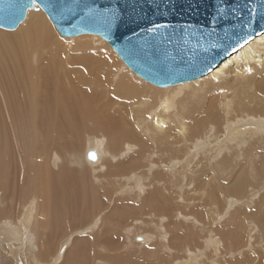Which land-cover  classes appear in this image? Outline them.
<instances>
[{
  "label": "bare ground",
  "instance_id": "obj_1",
  "mask_svg": "<svg viewBox=\"0 0 264 264\" xmlns=\"http://www.w3.org/2000/svg\"><path fill=\"white\" fill-rule=\"evenodd\" d=\"M39 9L33 4L14 29L0 27L1 264H90L92 246L95 256L99 248L106 254V258L94 259V264H137L133 252L143 246L155 248V264H169L167 258L161 259L169 256L166 251L178 254L176 264H196L186 253L191 254L192 247L186 246L185 252L175 242L182 228L188 245L193 231L203 236V243H197L198 253L206 251L211 264H245L242 260L247 262L248 256L258 252L245 244L246 239L251 241L248 237L262 242L259 250L264 264V33L207 75L159 87L134 74L97 35L62 39L93 42L98 38L108 60L101 58L104 52L98 49L69 54V58L61 47L56 48L55 43L63 41ZM46 54L55 57L46 62L50 56ZM112 60L125 83L113 89L141 88L144 94L132 91V101L98 95L102 90L109 92L113 83H104L96 69L108 63L110 68ZM83 69L94 81L83 77ZM86 83L90 89L84 87ZM90 93L98 94L88 97ZM83 120L89 122L88 130L80 124ZM94 130L103 133L101 140L106 142H97L100 138L94 137ZM91 152L94 159L89 157ZM174 153L176 158H186L181 176L173 168ZM79 171H83L82 178L76 175ZM250 171L252 177L246 180L244 175ZM209 174L213 176L210 183L220 184L218 192L209 187L210 213L204 215L208 200L196 191L207 184ZM160 179L169 199L164 203ZM99 180L106 199L109 184L115 186L114 195L110 190L112 204L91 199L89 194L98 191L94 182ZM173 180L175 196L181 198L175 205ZM11 190L15 191L12 196ZM7 202L13 206L7 208ZM97 205L104 228L81 237L80 227L92 221ZM219 215L228 216L222 222L226 230L211 225ZM172 216L179 220L171 229L167 230L169 224L158 223H171ZM97 218L88 227L95 228ZM67 219L70 231H61ZM144 224H156L159 235L150 230L154 236H140L137 230ZM69 232L74 236L64 239ZM111 233L126 239L125 257L119 258ZM228 251L232 255L224 261L222 256Z\"/></svg>",
  "mask_w": 264,
  "mask_h": 264
},
{
  "label": "water",
  "instance_id": "obj_2",
  "mask_svg": "<svg viewBox=\"0 0 264 264\" xmlns=\"http://www.w3.org/2000/svg\"><path fill=\"white\" fill-rule=\"evenodd\" d=\"M33 4L60 36H99L159 87L207 75L264 33V0H0V27H17Z\"/></svg>",
  "mask_w": 264,
  "mask_h": 264
},
{
  "label": "rangeland",
  "instance_id": "obj_3",
  "mask_svg": "<svg viewBox=\"0 0 264 264\" xmlns=\"http://www.w3.org/2000/svg\"><path fill=\"white\" fill-rule=\"evenodd\" d=\"M34 5H36V4H34ZM38 7V6H37ZM30 8V7H29ZM28 8V9H29ZM37 11V10H36ZM39 11H40V9H39ZM42 11V10H41ZM46 15V14H45ZM47 16V15H46ZM49 19V18H48ZM10 30V29H9ZM88 35H91V34H88ZM58 36L62 39H75V37H77V36H74V37H62V36H60L59 34H58ZM96 36V35H95ZM99 37V36H98ZM100 38V37H99ZM61 40V41H63V42H61V43H55V45L57 46L56 48H58V47H61L60 49H62L65 53H66V55H69V54H71V55H73V54H75V53H77V52H80L81 54H85V53H87V52H91V51H93V49H98V50H100V51H102L101 49H99V48H101V45L99 44V40H98V38L96 39L95 38V40L93 41V42H91V41H80V40H70V41H67L66 42V40L64 41V40ZM103 40V39H102ZM104 41V40H103ZM65 42H66V44H65ZM86 42V43H85ZM105 42V41H104ZM79 43V44H78ZM81 43V44H80ZM105 43H107V42H105ZM68 44H70L69 45V47L67 46ZM108 44V43H107ZM61 45H64V46H61ZM66 45V46H65ZM78 45V46H77ZM80 45H82V46H80ZM90 45V46H89ZM109 45V44H108ZM110 46V45H109ZM81 47V48H80ZM111 47V46H110ZM70 48H72V50H70ZM80 49V50H79ZM66 50H67V52H66ZM60 52L58 53V55H60V54H62L63 52L61 51V50H59ZM99 51V52H100ZM114 51V50H113ZM69 52H72V53H69ZM85 52V53H84ZM102 52H104V53H106L105 51H102ZM115 52V51H114ZM102 54V57L101 58H103V59H109V58H107L108 56H107V53L106 54ZM46 55H50L49 57H48V59L46 60V62L47 61H49V59H50V57H55L54 55H51V54H46ZM117 55V54H116ZM69 58H70V55L68 56ZM118 57V56H117ZM119 58V57H118ZM119 60H120V58H119ZM113 61V60H112ZM121 61V60H120ZM113 63H114V65L112 66H110V68H108V64L107 65H102V64H99V67L96 69L97 71H98V76L100 75V76H102V77H104L103 79H104V83H105V81L106 82H108V83H113L112 84V86H109L110 87V91L108 92L107 91V89L106 90H102V92L101 93H90V94H88L87 96L88 97H91V96H93V95H99V96H101L102 98L105 96H108L109 94H113L112 95V98H114L115 100H117V101H119V100H123V98H122V96H124L127 100H130V101H132L133 99H134V97L133 96H131L132 95V91H136V92H138V93H140V94H144V91L141 89V88H136V89H132L131 88V90H129V88L126 86L125 87V89H120L121 91H115L113 88L115 87V86H118V85H122V84H125L121 79H120V76H119V73H118V71H119V69H118V66L116 65V63L113 61ZM124 64V63H123ZM110 65V64H109ZM88 69V68H87ZM66 71H63V74L65 73ZM133 72V71H132ZM100 73H102V74H100ZM134 73V72H133ZM82 74H85L83 77L84 78H86V79H88V73L86 72H84V69H83V71H82ZM135 74V73H134ZM138 76V75H137ZM88 80H91V81H94L93 80V77L91 76V75H89V79ZM84 84V81H83V79L80 81V86H81V89H83V87H82V85ZM91 84H88V83H86V85L84 86L85 88H89L90 89V86ZM211 86H214V84L212 83V84H210ZM86 90V89H85ZM107 92V93H106ZM118 94V95H117ZM113 110H114V108H111V109H109V111H110V113H112L113 112ZM117 114H119L120 115V113L118 112ZM83 122V123H82ZM80 124H82V125H84L83 126V129L85 130L86 128H87V130H88V125H89V122L87 123L85 120H83V121H81L80 122ZM97 128H99V127H97ZM86 130V131H87ZM83 131V130H82ZM96 130H94L93 131V135H94V137L95 136H97L96 138H100L99 140H96L97 142H101L102 141V143H104V141L106 142V140H101V138L102 139H105V137L103 136V133H100V132H98V131H96ZM97 134V135H96ZM100 135V136H99ZM102 135V136H101ZM68 139H70V138H68ZM67 139V140H68ZM255 149H258V150H261L260 148H258V146H256V147H254ZM250 151H254V149H253V147L251 146V148H250ZM258 152H260V151H258ZM175 158H176V154L174 153V155H173ZM185 160H186V158H176V161L177 162H175L174 163V165H173V168L176 170H178L177 172H176V174L177 175H182V173H183V171L186 169V164H185ZM258 161H256L255 162V166H257L259 163H257ZM257 163V164H256ZM174 170V171H175ZM237 171V168L234 170V172H233V174L231 175V176H235V172ZM205 173V172H204ZM211 173V172H210ZM235 173V174H234ZM81 174V177L79 176ZM211 174H213V173H211ZM247 174V175H246ZM76 175H77V177H79V178H82V176H83V171H79V172H76ZM252 175V171H250V172H246L245 173V175H244V178H246V180L247 179H249L250 180V178L252 177L251 176ZM180 176H179V178H180ZM211 177H213V176H211L210 174L208 175V177H206V180H208L207 181V184L204 186V187H201V188H197V193L199 192V193H201L202 195H203V197L205 196V198L208 200V202H207V206H206V208H205V211L203 212V214L204 215H206V212H207V207L208 206H210V203H211V198H209L208 197V194H209V192H208V189H209V187H212L210 190H211V192L213 191V193L215 192V191H217L218 192V189H219V184L220 183H217V182H213V183H210V179H211ZM112 180V182L114 183V185H117V183H115V180H114V177L111 179ZM140 181L142 182V180L140 179ZM160 181V183H161V185H160V194H161V199H160V201L162 202V203H164L166 200L168 201L169 199H168V196L166 195V188H163V182H162V179H160L159 180ZM226 181H228V180H226ZM219 182V181H218ZM99 183V184H98ZM100 183H101V180H99L98 182H94V185L97 187V189H98V191H95L94 193H92V194H89L92 198V200L93 199H96V200H99L100 198H101V200L102 201H100V202H102L103 204H105V206H107L108 204H112V195H111V192H112V194L114 195V193H116V191H114V189H115V186L114 185H112L113 187H111V185L109 184V186L107 187L108 188V196H107V198L108 199H106L103 195V192L102 191H100V188L102 187L101 185H100ZM222 185H226V184H224V182H222L221 183ZM227 184H230L229 182L227 183ZM175 184H174V180H173V185H172V190H174V194L171 196V198H172V202H173V204L175 205V202L178 200L180 203H181V198H178L177 196H175L176 195V190L175 189H177L176 188V186H174ZM190 185H193V183L191 182L190 183ZM18 188H20V187H18ZM16 190V192L13 190H11L10 191V196H12L13 195V193L15 192L16 194H18V192L19 191H17V187L15 188ZM21 189V188H20ZM20 189H18V190H20ZM110 190H111V192H110ZM89 192V191H88ZM102 192V193H101ZM210 192V193H211ZM94 194V195H93ZM98 194V195H97ZM213 195V194H212ZM88 196V194H86V195H83V197L84 198H86V197ZM100 196V197H99ZM118 196V195H117ZM191 199L193 198V196H191L190 197ZM103 199H105V200H103ZM115 199V198H114ZM110 200V201H109ZM238 201L236 198L234 199V201ZM11 202H7L6 204H5V206L8 208V207H10V206H13V204H10ZM230 202H228L227 204H229ZM166 204V203H165ZM231 204V203H230ZM157 206L159 205V202L156 204ZM98 206V205H97ZM246 206V205H245ZM249 208H252L253 207V204L251 203L249 206H248ZM135 207H132V209H134ZM99 206L97 207V209H94V211H96L97 213H99V215H100V213L101 212H98L99 211ZM135 210H136V208L134 209V212H135ZM93 211V215L94 216H92V221H90L89 223H88V225H87V227L89 226V224L91 225L92 223H94L95 222V219L97 218L96 216H98V218H97V220H96V223H97V221H98V224H97V226H94L95 228H91V227H86V226H84L85 228H83V227H80V235H81V237L82 236H85V233L86 234H89V235H91V234H93L96 230H100V231H102L103 230V228H104V223H102V215H97L95 212ZM132 211V210H131ZM173 212H175L174 210H173ZM209 213H210V211L209 212H207V215H209ZM245 213V212H244ZM134 214V213H133ZM143 216H140V218H142ZM221 217V218H220ZM74 218H75V216H74ZM95 218V219H94ZM219 220L218 221H216V218H212V220H211V225H212V227H215V228H218V230L219 231H221V230H226L225 229V224L224 223H222L223 221H225L227 218H228V216H221V215H219ZM94 219V220H93ZM143 219H144V217H143ZM178 220L179 219H176L175 217H173L172 216V220H171V223H168L167 221H159L158 223H160L161 225L162 224H169V226L167 227V230H169V229H171L172 228V226H173V223L174 222H178ZM231 221V220H230ZM229 221V222H230ZM68 219H67V221L65 222V225L66 226H61V228H60V230L62 229V230H65V231H67V230H69L70 231V229H69V224H68ZM68 225H67V224ZM221 223V224H220ZM222 224H224V225H222ZM232 225L234 224L233 223V221H232V223H231ZM81 225V223H79V226ZM221 225V226H220ZM68 226V227H67ZM63 227V228H62ZM55 228V227H54ZM53 228V229H54ZM68 228V229H67ZM88 229V230H87ZM61 230V231H62ZM150 230H153L157 235H159V231H158V229H157V226H156V224H144V225H140L139 226V228H138V230H137V232H138V234L140 235V236H144V235H146V236H149V235H151V236H154V234H152L151 232H150ZM179 233H181L182 235L180 236L179 235ZM185 233V230L182 228L180 231H178V237H177V239H176V241L175 242H178V244L181 246V248L186 252V250H185V248H186V246H189V247H192V249H191V254L190 253H188V252H186L187 254H189V255H191L190 256V258L191 259H195L197 262H196V264H198V262L200 263V264H211L210 263V258H207L206 257V251H204V252H201V253H198V250H200L201 249V247H199L198 245H197V243H203V241H202V237L203 236H201L200 237V234H199V232H196V231H193L191 234H190V237H191V239H192V244L191 245H188V244H186L185 242L187 241V239H186V237H183V234ZM138 234H136V235H134L133 237H135L134 239H135V242H138L139 240L137 239V237H139V235ZM110 235H112L113 237H114V239H113V237L111 236V238H112V240L113 241H115V243H114V248L115 249H117V253H118V256H119V258L122 256V258H123V256L125 257L126 256V253H124V250H125V247L126 248H128L127 247V245L125 246V241H126V239L124 238V236L122 235V234H118V235H120L121 237L119 238V237H115V235L114 234H110ZM69 236H70V238H72L74 235L71 233V235H70V232L69 233H67V236L65 235V238L64 239H67V238H69ZM72 236V237H71ZM204 238H206L205 236H204ZM63 239V240H64ZM124 239V240H123ZM242 239H244L245 240V238H242ZM248 239L249 240H251L250 242H248V240L246 241L245 240V244L246 245H248L249 246V248L250 249H253V251L256 249V250H258V252H256L255 251V254L253 255V256H248L249 257V260L246 262V258L244 259V260H242V262L243 263H245V264H261V260H262V255H261V253H260V244H262V242H260L258 239H256V238H254V237H248ZM91 240V242H93V239H90ZM119 241L120 242H122V244L120 245L119 244ZM127 242H131V243H133V241L132 240H129V241H127ZM252 243H254V244H252ZM60 244V243H59ZM67 244V243H66ZM251 244H252V246H251ZM15 245V244H14ZM122 246V247H120V246ZM179 245H176V246H179ZM229 245H233V242H229ZM17 246V245H16ZM20 246V244L18 245V247ZM35 247V246H34ZM117 247V248H116ZM147 246H143V247H141L140 249H141V251L143 252H138V250H140V249H138L137 251H135V252H133V256H132V258H133V261L135 260H137V264H140L141 262L142 263H147V264H150V263H152V264H155V261H154V258H155V256H154V258H152L153 256H152V254H154L155 255V253H153V252H155V248H146ZM20 248V247H19ZM123 248V249H122ZM21 249V248H20ZM62 249V248H61ZM93 250V252L92 253H90V250ZM160 249H161V247H160ZM241 250H243V249H246L247 250V248H240ZM90 250H89V253H90V255H89V259H93V260H90V261H92V262H90V264H94L93 263V261H94V259H97V258H101V257H105L106 258V254H103V252H102V250L99 248L97 251H98V253H96V256H95V251H94V249H93V246H92V248H90ZM95 250H96V247H95ZM101 250V251H100ZM149 251H151V252H149ZM227 251V250H226ZM229 252V251H228ZM114 251H110V252H108V254L109 255H111V254H113L114 255ZM161 253H162V251H161ZM161 253H159V254H161ZM167 255H169V256H165V257H162L161 259L162 260H164V261H166L167 259V261L166 262H168L169 264H176V261L174 260V259H178L179 260V256H178V254H176L175 252H173L174 253V255H171L170 253H168L167 251L165 252ZM91 254H92V258H91ZM103 254V255H102ZM121 254V255H120ZM141 255V256H140ZM227 255H232L230 252L228 253V254H226V253H224L223 254V256H222V259L225 261V260H227V259H229L228 258V256ZM172 256H174V257H172ZM135 258V259H134ZM137 258V259H136ZM167 258V259H166ZM52 259H54L53 257H52ZM141 259H143V260H141ZM153 259V260H152ZM98 260V259H97ZM140 260H141V262H140ZM1 262H0V264L2 263V260H0ZM141 263V264H142ZM144 263V264H145ZM225 264H228L227 262L225 263ZM233 264H242V263H238V262H234Z\"/></svg>",
  "mask_w": 264,
  "mask_h": 264
}]
</instances>
